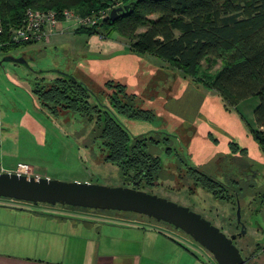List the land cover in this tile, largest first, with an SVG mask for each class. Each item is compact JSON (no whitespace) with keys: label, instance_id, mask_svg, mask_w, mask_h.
Listing matches in <instances>:
<instances>
[{"label":"rangeland","instance_id":"obj_1","mask_svg":"<svg viewBox=\"0 0 264 264\" xmlns=\"http://www.w3.org/2000/svg\"><path fill=\"white\" fill-rule=\"evenodd\" d=\"M133 42L99 29L90 36L67 34L55 43L40 41L2 52L0 60L9 54L26 62L0 64V171H16L23 164L24 173L49 179L107 186L133 182L106 160L105 145L93 133V124L70 111L48 113L33 92L35 83L51 81L50 74L58 75L55 71L71 73L94 91L95 101L117 112L116 98L146 115L134 118L117 112L132 135L160 140L147 148L160 158L157 182L143 185V190L190 207L227 235L240 231L239 202L247 233L235 244L249 264H264L263 228L256 227H264V151L251 132L259 128L254 117L258 96L234 106L206 86L222 68L221 57L207 56L197 75L190 76L157 56L134 52ZM201 174L220 186H203ZM196 176L199 184L194 183ZM55 206L169 228L194 242L193 251L202 261L216 264L208 250L166 222L129 211Z\"/></svg>","mask_w":264,"mask_h":264},{"label":"trees","instance_id":"obj_2","mask_svg":"<svg viewBox=\"0 0 264 264\" xmlns=\"http://www.w3.org/2000/svg\"><path fill=\"white\" fill-rule=\"evenodd\" d=\"M114 1L0 0V18L6 31L1 40L8 38L11 26L21 24L29 7L59 14L70 8L88 16ZM124 6L127 8L119 11L115 19L110 17L92 28L80 27L78 32L93 34L105 29L107 34L125 35L134 40V52L157 56L190 76L197 75L207 56L223 58L222 68L206 86L234 106L248 97L258 96L254 117L259 128L251 132L264 151V0H126ZM142 26L147 28L137 32ZM27 44L31 43H10L2 46V52L10 53ZM44 79L35 83L33 92L48 113L70 111L93 124V133L106 146V160L137 182L138 189L157 182L160 158L147 148L160 140L145 134L132 135L117 114L146 117L143 111L113 98V105L118 108L115 112L99 99L95 101L94 91L73 74L63 73L51 81ZM201 176L203 186L212 190L218 187L214 180ZM198 178L195 180L201 181Z\"/></svg>","mask_w":264,"mask_h":264},{"label":"crops","instance_id":"obj_3","mask_svg":"<svg viewBox=\"0 0 264 264\" xmlns=\"http://www.w3.org/2000/svg\"><path fill=\"white\" fill-rule=\"evenodd\" d=\"M60 28L47 42L88 35L66 22ZM193 243L129 217L0 198V264H207Z\"/></svg>","mask_w":264,"mask_h":264},{"label":"water","instance_id":"obj_4","mask_svg":"<svg viewBox=\"0 0 264 264\" xmlns=\"http://www.w3.org/2000/svg\"><path fill=\"white\" fill-rule=\"evenodd\" d=\"M127 6L111 11L112 19ZM26 62L9 54L0 60ZM0 198L40 204L91 208L96 210L129 211L166 222L183 231L208 250L217 264H248L235 239L247 232L242 223L241 232L227 235L218 226L191 210L167 198L133 186H107L89 182H68L16 171H0ZM237 218L241 222L240 205Z\"/></svg>","mask_w":264,"mask_h":264},{"label":"built area","instance_id":"obj_5","mask_svg":"<svg viewBox=\"0 0 264 264\" xmlns=\"http://www.w3.org/2000/svg\"><path fill=\"white\" fill-rule=\"evenodd\" d=\"M125 1L115 0L107 8L88 16H81L77 11L70 8L64 9L59 14L54 10H41L29 7L25 11L21 24L9 28L7 32L8 38L5 41L1 40L6 35V31L0 18V54H2V46L10 43L48 41L61 31L60 27L65 22L77 28H92L97 26L111 17L113 8L124 6ZM100 37L102 38L103 36L100 35ZM23 168L26 167L22 164L16 172L24 173Z\"/></svg>","mask_w":264,"mask_h":264},{"label":"flooded vegetation","instance_id":"obj_6","mask_svg":"<svg viewBox=\"0 0 264 264\" xmlns=\"http://www.w3.org/2000/svg\"><path fill=\"white\" fill-rule=\"evenodd\" d=\"M105 148H106V146H105ZM198 181H196L195 179H194V183H197ZM129 186H133V187H138V184H137V182L135 183V182H132ZM238 204H239V202H238ZM240 205V204H239ZM264 206V205H263ZM237 209H238V205H237ZM240 213H241V222H239L238 221V218H237V224H238V226H239V228H240V231H238V232H236V233H233V234H238V233H240L241 232V229H242V223H244L245 224V228L247 227V225H246V223L242 220V212H241V207H240ZM256 227H262L263 228V230H262V233L264 234V227L263 226H261L260 225V223H258V224H256ZM260 229V228H259ZM246 230H247V228H246ZM247 233V232H246ZM245 233V234H246ZM232 235V234H231ZM240 235H243V234H240ZM240 235H238L237 236V238L240 236ZM236 238V239H237ZM235 239V240H236ZM241 250V249H240ZM242 252V251H241Z\"/></svg>","mask_w":264,"mask_h":264}]
</instances>
